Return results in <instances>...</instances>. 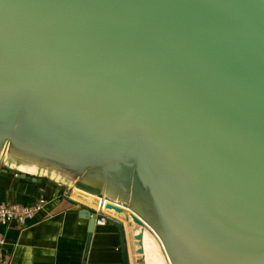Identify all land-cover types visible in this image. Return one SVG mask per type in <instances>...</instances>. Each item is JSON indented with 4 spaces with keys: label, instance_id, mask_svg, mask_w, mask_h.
I'll list each match as a JSON object with an SVG mask.
<instances>
[{
    "label": "water",
    "instance_id": "95a60500",
    "mask_svg": "<svg viewBox=\"0 0 264 264\" xmlns=\"http://www.w3.org/2000/svg\"><path fill=\"white\" fill-rule=\"evenodd\" d=\"M0 169L123 264H264V0H0Z\"/></svg>",
    "mask_w": 264,
    "mask_h": 264
},
{
    "label": "crops",
    "instance_id": "0c3cea01",
    "mask_svg": "<svg viewBox=\"0 0 264 264\" xmlns=\"http://www.w3.org/2000/svg\"><path fill=\"white\" fill-rule=\"evenodd\" d=\"M47 205L26 227L0 226L6 244L2 257L11 264H123L118 229L91 228L83 205L55 183L27 180L0 169V205Z\"/></svg>",
    "mask_w": 264,
    "mask_h": 264
},
{
    "label": "built area",
    "instance_id": "2783aa9c",
    "mask_svg": "<svg viewBox=\"0 0 264 264\" xmlns=\"http://www.w3.org/2000/svg\"><path fill=\"white\" fill-rule=\"evenodd\" d=\"M46 205L47 201L45 199H40L32 206H18L14 204L0 205V226L17 223L21 227H26L33 221L35 214L43 211ZM96 213L97 218L95 219V224L98 226L106 225L108 216L98 211ZM5 244V235L0 233V264H11V260L7 262L2 257Z\"/></svg>",
    "mask_w": 264,
    "mask_h": 264
},
{
    "label": "bare ground",
    "instance_id": "6f19581e",
    "mask_svg": "<svg viewBox=\"0 0 264 264\" xmlns=\"http://www.w3.org/2000/svg\"><path fill=\"white\" fill-rule=\"evenodd\" d=\"M77 193H79V192H77ZM151 257H152V259H151L150 264H162V260L160 258H158V256L156 254L155 255L151 254Z\"/></svg>",
    "mask_w": 264,
    "mask_h": 264
}]
</instances>
